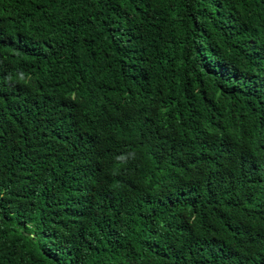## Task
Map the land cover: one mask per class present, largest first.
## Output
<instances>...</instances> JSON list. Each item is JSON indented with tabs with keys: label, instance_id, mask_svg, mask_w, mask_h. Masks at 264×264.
Returning <instances> with one entry per match:
<instances>
[{
	"label": "trees",
	"instance_id": "obj_1",
	"mask_svg": "<svg viewBox=\"0 0 264 264\" xmlns=\"http://www.w3.org/2000/svg\"><path fill=\"white\" fill-rule=\"evenodd\" d=\"M0 264H264V0H0Z\"/></svg>",
	"mask_w": 264,
	"mask_h": 264
}]
</instances>
